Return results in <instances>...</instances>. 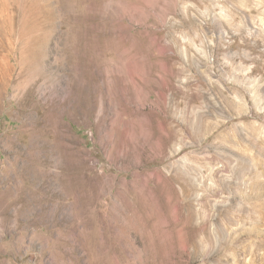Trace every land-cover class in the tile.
<instances>
[{
    "label": "rangeland",
    "instance_id": "1",
    "mask_svg": "<svg viewBox=\"0 0 264 264\" xmlns=\"http://www.w3.org/2000/svg\"><path fill=\"white\" fill-rule=\"evenodd\" d=\"M0 264H264V0H0Z\"/></svg>",
    "mask_w": 264,
    "mask_h": 264
}]
</instances>
